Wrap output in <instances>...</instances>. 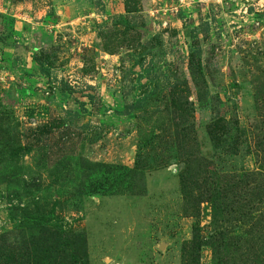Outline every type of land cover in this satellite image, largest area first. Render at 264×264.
<instances>
[{
    "label": "rangeland",
    "instance_id": "374dc122",
    "mask_svg": "<svg viewBox=\"0 0 264 264\" xmlns=\"http://www.w3.org/2000/svg\"><path fill=\"white\" fill-rule=\"evenodd\" d=\"M0 264H264V0H0Z\"/></svg>",
    "mask_w": 264,
    "mask_h": 264
},
{
    "label": "trees",
    "instance_id": "16d2710c",
    "mask_svg": "<svg viewBox=\"0 0 264 264\" xmlns=\"http://www.w3.org/2000/svg\"><path fill=\"white\" fill-rule=\"evenodd\" d=\"M190 65L195 69V70H200L202 65H201V61L199 59H194L191 58L190 60Z\"/></svg>",
    "mask_w": 264,
    "mask_h": 264
}]
</instances>
